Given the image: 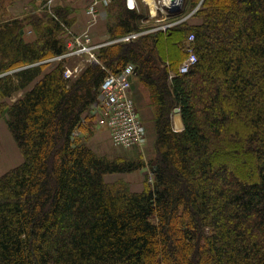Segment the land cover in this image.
Here are the masks:
<instances>
[{"label": "trees", "instance_id": "trees-1", "mask_svg": "<svg viewBox=\"0 0 264 264\" xmlns=\"http://www.w3.org/2000/svg\"><path fill=\"white\" fill-rule=\"evenodd\" d=\"M188 3L170 20L198 23L117 42L147 17L112 0L110 43L76 79L67 58L46 62L69 52L70 8L6 18L0 4V120L23 156L0 175V264H264V0ZM130 64L156 111L148 163L83 138L106 77ZM148 167L141 191L107 181Z\"/></svg>", "mask_w": 264, "mask_h": 264}, {"label": "rangeland", "instance_id": "rangeland-1", "mask_svg": "<svg viewBox=\"0 0 264 264\" xmlns=\"http://www.w3.org/2000/svg\"><path fill=\"white\" fill-rule=\"evenodd\" d=\"M137 1V9L140 13L144 14L145 17H147V20H145L143 25V31L136 32V37L139 38L142 34H153L156 33L158 30L163 29L167 26H172L173 24H178L180 20L185 19L186 17H189L191 19L190 21L192 23H198L199 19H195L192 14L196 11L184 15L183 17L178 16L175 19L170 20L171 16H175L178 14H183V11H185L189 5V0H184L183 5L179 11H171L169 8L164 6L163 0H155L158 9L155 13L152 12V6L147 0H136ZM45 2H48V0H0L1 7L4 8L3 13L6 15V18H12V17H24L28 13H31L36 10V8L41 7ZM36 7V8H35ZM1 9V8H0ZM171 14V16H170ZM191 15V16H190ZM193 17V18H192ZM170 26V27H171ZM147 27V28H146ZM164 30V29H163ZM32 31L31 27L26 28V35L28 32ZM69 33V32H68ZM29 37V36H28ZM69 37V36H68ZM69 41V38H68ZM117 42H124L123 39L117 40ZM98 50L95 51V53ZM68 54V53H67ZM97 56V53H96ZM68 63H66V66L70 67L72 70L76 71V77L80 76L81 71V65L85 62V58L83 57H76V58H67ZM55 58L49 59L46 62H51L53 66L57 63ZM52 66V67H53ZM131 84H132V93H134L135 100L137 102V106L139 108V113L141 118L143 119V115L140 109L141 104L143 105L144 109V115L145 118H148V110L151 109L153 111V117L155 118L156 111L154 108L152 109V105L149 102L147 93L143 89L142 86L138 84V81L135 76H132L130 78ZM137 89V90H136ZM136 91V94H135ZM23 95V92L16 93L11 99L8 100L9 103H12L19 99ZM137 96V97H136ZM140 105V106H139ZM163 106L161 105V108ZM142 108V107H141ZM98 113L92 114L91 117L88 118V124H91L94 128V133L98 132L100 133L99 136H96L95 139H93L90 144L92 147L101 155L107 156L109 158H117V157H130V158H143L147 163L154 157V146L152 144V133H154V121L152 119H145L143 120V123L145 125L146 129V140L142 147L134 146V147H118L114 144L112 140V135L107 133L108 130L104 129L103 127L99 126L97 123L98 120ZM183 122V121H182ZM95 123V124H94ZM173 125L175 129L181 130L183 129V125L181 123L180 118L177 117V114L173 112ZM106 132L107 135H105ZM23 162V156L22 153L16 143V141L13 138V135L11 134L7 120L5 118L0 120V175L6 173L7 171L19 166ZM147 176L150 180L149 182H153L154 177L152 176V173L150 171V168H146L143 170H139L134 173H128V174H122V175H110L107 176L108 182H115L117 180H124L128 182L131 186V188L134 191H141L144 189L145 182Z\"/></svg>", "mask_w": 264, "mask_h": 264}, {"label": "built area", "instance_id": "built-area-1", "mask_svg": "<svg viewBox=\"0 0 264 264\" xmlns=\"http://www.w3.org/2000/svg\"><path fill=\"white\" fill-rule=\"evenodd\" d=\"M111 2L112 0L93 1L87 10L88 15L91 17V25L99 21L101 9L108 7ZM127 5L129 8L135 9L137 1L127 0ZM170 26L163 29L166 30ZM68 32L70 37L68 47L70 50L68 54L55 59L61 61L66 57H82L86 55L90 57L91 61L97 62L98 59L95 51L101 48V46L93 43L91 33L86 31L79 35L71 29ZM136 35V33H131L122 39L124 42H130L137 39L135 38ZM195 62L196 56L191 52L190 56L181 66L182 70L186 71ZM75 72L67 68L65 72L66 78H75ZM135 72L136 67L130 64L123 72L107 76L101 86L100 99L94 106L95 112L98 113V124L110 130L113 142L118 147H142L146 140L145 125L131 91L132 84L130 78L134 76Z\"/></svg>", "mask_w": 264, "mask_h": 264}, {"label": "crops", "instance_id": "crops-1", "mask_svg": "<svg viewBox=\"0 0 264 264\" xmlns=\"http://www.w3.org/2000/svg\"><path fill=\"white\" fill-rule=\"evenodd\" d=\"M93 1L94 0H48L51 8H56L59 6L70 8L71 12L69 14V18L74 20V23L71 27L72 31L76 34H79V35L85 33L86 31H89L91 33L93 43L95 45L102 47V46H105L108 43H110V36H109V31H108L109 15L107 12V7L106 8L103 7L101 9V17H100L99 21H97L95 24L91 25V17H90V15H88L87 10L90 7V5L93 3ZM39 11H40V8H39ZM26 38H27V40H30V41L36 39L35 34L32 31L28 32V34L26 35ZM84 58H85L86 62H85V64L83 63L80 67L81 68L80 75L84 72V70L88 67V65L90 63H93V62H91L89 57L84 56ZM135 94H136V91H135ZM133 95H134V93H133ZM141 107H140V109H142L141 112H142L143 120H144V118L146 116L144 115V112H143L144 109H143L142 104H141ZM147 110H148L149 117L145 118V119H148V120L152 119L154 116L153 111L151 109H149L148 107H147ZM92 114H93V111H90L87 114V117H91ZM87 122H88V120H87ZM87 122L85 125L88 129L91 130V132L86 133L83 138L86 140L88 145H90L92 147L90 142L93 139H95L96 136H99L100 133H98V132L94 133L93 126H91V124H88ZM104 129H106V128H104ZM106 130H108V129H106ZM109 132L110 131L108 130L107 133L110 135ZM103 133H105V135H107L106 132H103ZM152 135H153V133H152Z\"/></svg>", "mask_w": 264, "mask_h": 264}, {"label": "bare ground", "instance_id": "bare-ground-1", "mask_svg": "<svg viewBox=\"0 0 264 264\" xmlns=\"http://www.w3.org/2000/svg\"><path fill=\"white\" fill-rule=\"evenodd\" d=\"M164 1V6L169 8V9H173L176 8L177 5L179 4V1H175V0H163ZM147 2H149L152 6V12L155 13L156 10L158 9V6L155 2V0H147Z\"/></svg>", "mask_w": 264, "mask_h": 264}, {"label": "water", "instance_id": "water-1", "mask_svg": "<svg viewBox=\"0 0 264 264\" xmlns=\"http://www.w3.org/2000/svg\"><path fill=\"white\" fill-rule=\"evenodd\" d=\"M175 1H179V4L177 5V7L176 8H173V9H170L171 11H179L180 9H181V7H182V5H183V2H184V0H175ZM191 16V15H190ZM186 19H189V17H186L185 19H183V20H186ZM22 33H24V31H22ZM136 71H137V69H136ZM175 112H176V114H177V117L178 118H180V120H181V123H182V125H183V122H182V116H181V113H180V109L179 108H176L175 109Z\"/></svg>", "mask_w": 264, "mask_h": 264}]
</instances>
